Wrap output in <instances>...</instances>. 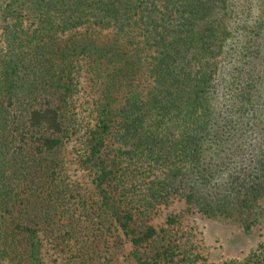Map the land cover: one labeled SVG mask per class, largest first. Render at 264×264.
I'll return each instance as SVG.
<instances>
[{"label":"trees","instance_id":"trees-1","mask_svg":"<svg viewBox=\"0 0 264 264\" xmlns=\"http://www.w3.org/2000/svg\"><path fill=\"white\" fill-rule=\"evenodd\" d=\"M82 73L95 122L79 164L98 195L85 211L122 232L136 264H192L167 227L143 223L171 197L250 227L264 0H0V264H45L43 238L77 226L59 175ZM213 264H264V248Z\"/></svg>","mask_w":264,"mask_h":264},{"label":"rangeland","instance_id":"rangeland-1","mask_svg":"<svg viewBox=\"0 0 264 264\" xmlns=\"http://www.w3.org/2000/svg\"><path fill=\"white\" fill-rule=\"evenodd\" d=\"M76 97L77 127L68 145L60 153V184L70 192L75 202L74 231H63L57 238H43L42 257L45 264H136L131 255L132 246L120 230L102 228L103 217L89 208L98 199L94 189L93 174L81 168L79 156L85 131L95 120L91 111L95 94L88 86L87 75L82 73ZM172 217L175 223L167 224ZM252 221L248 229L236 219L202 216L178 197H171L156 204L143 217V223L155 227H167L193 260L192 264L242 262L251 253L264 248V193L252 209Z\"/></svg>","mask_w":264,"mask_h":264}]
</instances>
